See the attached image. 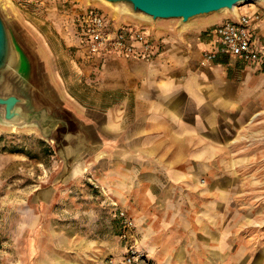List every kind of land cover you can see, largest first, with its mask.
<instances>
[{
  "label": "rangeland",
  "instance_id": "1",
  "mask_svg": "<svg viewBox=\"0 0 264 264\" xmlns=\"http://www.w3.org/2000/svg\"><path fill=\"white\" fill-rule=\"evenodd\" d=\"M74 6L96 8L115 22L153 23L95 0H0L2 14L36 61L41 92L61 110L37 51L66 57L65 46L74 44L67 34ZM220 15L231 13L190 21ZM68 47L76 51L75 44ZM84 131L77 126L82 141L70 142L56 132L44 138L36 126L0 123V154L6 155L0 160V264H264V111L231 142L218 144L212 173L194 177L202 188L216 185L211 202L177 176L129 173L138 166L130 159H121L130 165L121 174L106 167L100 175L85 172ZM114 170L120 172L119 164ZM199 217L214 234L200 231Z\"/></svg>",
  "mask_w": 264,
  "mask_h": 264
},
{
  "label": "crops",
  "instance_id": "2",
  "mask_svg": "<svg viewBox=\"0 0 264 264\" xmlns=\"http://www.w3.org/2000/svg\"><path fill=\"white\" fill-rule=\"evenodd\" d=\"M255 13L259 14L256 37L264 44V3L260 2L239 6L230 16L182 25L167 20L151 25L122 22L143 27L153 39L158 52L150 61L88 59L76 46L72 52L68 46L73 43L65 46L66 57L59 59L51 51L47 57L41 47L37 58L51 92L79 130H85V172L100 175L106 167L121 174L122 166H130L121 159H130L138 166L129 173L177 176L179 183L201 191L211 202L216 185L208 184L206 194L194 177L212 173L209 168L217 161L218 144L231 142L254 114L264 111V71L227 56L203 63V53L213 48L207 31L225 20ZM69 137L70 142L82 141L75 133ZM5 158L0 154V160ZM116 164L120 172L114 170ZM195 221L201 232L206 227L214 234L209 226H202L203 217ZM220 244L223 248L224 242Z\"/></svg>",
  "mask_w": 264,
  "mask_h": 264
},
{
  "label": "water",
  "instance_id": "3",
  "mask_svg": "<svg viewBox=\"0 0 264 264\" xmlns=\"http://www.w3.org/2000/svg\"><path fill=\"white\" fill-rule=\"evenodd\" d=\"M138 20H190L264 0H95ZM0 123L36 126L44 138L74 134L77 122L65 110L52 107L41 92L36 61L16 37L0 8Z\"/></svg>",
  "mask_w": 264,
  "mask_h": 264
},
{
  "label": "built area",
  "instance_id": "4",
  "mask_svg": "<svg viewBox=\"0 0 264 264\" xmlns=\"http://www.w3.org/2000/svg\"><path fill=\"white\" fill-rule=\"evenodd\" d=\"M69 19L67 34L85 58L103 61L114 56L150 61L158 52L143 27L115 22L96 8L74 6ZM258 19L257 13L244 14L208 29L213 48L203 53L202 62L210 63L218 56H227L264 71V44L257 39L254 27ZM132 259L128 258L127 262Z\"/></svg>",
  "mask_w": 264,
  "mask_h": 264
},
{
  "label": "bare ground",
  "instance_id": "5",
  "mask_svg": "<svg viewBox=\"0 0 264 264\" xmlns=\"http://www.w3.org/2000/svg\"><path fill=\"white\" fill-rule=\"evenodd\" d=\"M102 3V2H101ZM104 4V3H103ZM236 8L237 7H234V9H233V14H235V12H236ZM224 11H226V10H224ZM224 11H222V12H224ZM258 116V114L256 113V114H254L253 115V117H252V119H254L255 117H257ZM14 126H12V128H13Z\"/></svg>",
  "mask_w": 264,
  "mask_h": 264
}]
</instances>
